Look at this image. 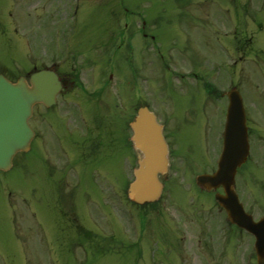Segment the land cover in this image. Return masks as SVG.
Wrapping results in <instances>:
<instances>
[{
    "label": "rangeland",
    "instance_id": "1",
    "mask_svg": "<svg viewBox=\"0 0 264 264\" xmlns=\"http://www.w3.org/2000/svg\"><path fill=\"white\" fill-rule=\"evenodd\" d=\"M11 1L12 5H9ZM243 1L251 3L253 0H237L240 3ZM0 8V23L4 21L10 23L7 25V31L0 26V71H5L16 79L18 75L26 74L27 71L35 68V65L40 66L41 64L38 63L43 61L41 54H44L42 58L48 62L50 47L54 50L57 47L59 51L61 47L73 45L74 49L79 50L77 56L71 58L67 68L77 67L83 77L84 86L93 91L95 85L88 81V69L83 67L87 64L80 54L82 52L84 56H91L92 59L98 57L101 71L105 68L106 57L101 61L100 56L104 49L103 55L114 56L112 72L116 74L113 77L117 79L113 87L118 88V92L126 97V113L129 112L128 108L134 112V108L140 105L139 103H144L136 102V99H141L143 96L155 108L158 107L165 113H168L167 111L174 113V119L180 125L170 131V139H173V154L178 157L176 162L181 167L173 171L176 180L168 182V189L159 202L153 206H135V208L127 200L125 183L124 192L121 188L115 187L120 191L117 193L114 189L108 188L109 180L102 177L99 180L102 186L98 193L85 190L84 196H78L77 192H82L84 186H77L76 193L74 192V199L79 204L75 211L76 219L83 224L87 223L89 228L97 233L93 242L103 240L111 245L113 243L126 245L127 250H121L116 246L114 251L127 252L134 249L132 245L134 233H131L129 226L134 221H144L148 227L142 245L145 253L149 255L146 261L145 259L138 261H145L147 264L151 261L152 264H165L166 225L170 217L176 218L175 216L180 214L181 207L191 210L194 204L207 207L214 202L213 195L201 191L193 184L192 179L196 172L206 167L207 160L212 157L213 152L217 154L220 147H215L214 128L206 131L201 126L206 121V113L200 115L195 124H189L184 120L183 113L189 106L190 100L185 90L179 88L181 79L177 80L170 69L160 62L156 53L148 47L154 43L159 45L167 57L170 55L175 57L183 48L184 54L193 55L195 61L211 53L203 58V73L215 80L218 78L220 88L223 89L229 85L228 82L236 71L235 77L239 86L243 87V91L250 99L263 105L264 61L260 62V58L264 57V0H254L249 10L233 0H0ZM126 8L129 10L126 11ZM10 11L11 18L6 15ZM248 12L254 17L253 23L247 21ZM142 19L146 21L145 31H150L155 40L150 37L145 38L137 31V25ZM247 23L251 26V30L256 31L255 44L261 47L240 50L234 36L243 37ZM121 43H123L121 50H114ZM130 47H135L141 57L140 76L135 74L133 66L126 60H134ZM260 49H263L260 51L261 55L256 51ZM244 51L248 52L247 57H243L241 63L236 65L235 59L244 56ZM232 54L236 55L233 60ZM177 57L180 59L181 55ZM251 61L252 68L244 73L242 69H246ZM176 63L179 64L177 60H172V66L180 71ZM241 75L247 78L250 76L254 86L248 80L245 83ZM107 94L109 99H114L112 89H109L105 97ZM73 102L84 109L100 107L84 97L77 98ZM220 104L218 108L219 106L221 108L223 103L220 101ZM35 112L34 122L38 110L36 109ZM252 115L254 118L260 116L256 109L253 110ZM87 118L91 119V115H87ZM127 118H129L128 114ZM65 120L67 121V117ZM58 124L63 127V118ZM221 132L222 128H220ZM125 151L131 154L129 150L125 149ZM44 152L42 145L36 139L32 149L19 154L9 170H0V264H134L132 253L120 257L112 251L102 253L91 249L90 246L86 248L75 246L74 241H81L78 238L80 235L76 234L77 229L73 234L72 229L68 228L71 224L69 217L58 213L57 197H54L53 186L49 185L52 183L46 181L47 195L37 189V176L43 168ZM96 164L94 162L84 170L82 168L84 174L90 176V170L96 174L98 167ZM123 165L124 182L125 180L128 182L132 179L133 164L128 160ZM246 168L250 170V167L243 168L240 179L249 189L262 193L261 183L253 179ZM255 170H257L256 166L251 167V171ZM67 183L69 187L75 185L72 177L67 179ZM94 183L98 185L96 180ZM121 193L124 194V199L119 202ZM11 198L15 204H18L15 208L16 213H13ZM25 198L29 199L27 207ZM249 198L246 197L247 200ZM216 210L214 208V213ZM14 218L17 220L18 229L13 222ZM189 218H192L191 215ZM39 221L42 222L41 226L45 227V234L51 242H48L49 244L47 241L41 243L36 228ZM54 224L56 229L53 228ZM71 236L77 238H74L72 248L69 250L72 253H69L62 247H67ZM119 236L123 237L124 242L117 241ZM57 242L60 243L59 246ZM90 242L91 240L88 244ZM23 246L28 252L26 256L20 253L24 252ZM53 251L55 254H51Z\"/></svg>",
    "mask_w": 264,
    "mask_h": 264
},
{
    "label": "flooded vegetation",
    "instance_id": "2",
    "mask_svg": "<svg viewBox=\"0 0 264 264\" xmlns=\"http://www.w3.org/2000/svg\"><path fill=\"white\" fill-rule=\"evenodd\" d=\"M250 5L251 3H245V8L249 10ZM253 19L254 17L248 12L247 21L253 23ZM250 27L247 23L245 35L243 37L236 36L240 50L248 47H261L255 44L256 31L251 30ZM244 53V56L240 57L241 59L247 57V52L244 51ZM61 55L60 53L59 56ZM177 55H181L180 59ZM177 55L175 57L170 55L165 63L170 69L173 67L172 60H177L179 63H176V66L181 70L178 71L175 68L172 71L177 74L176 77L181 79L179 88L185 90V94L190 100L189 106L183 113L184 120L189 124H195L198 117L206 113V121L201 126L206 131L209 128H214L216 133L214 143L217 147L221 141L222 110L228 104V97L224 94L225 91L220 89V81L203 73V56L195 61L193 55L184 54L183 49ZM75 57L76 55H74ZM162 57L164 58L163 55ZM42 66L53 68L59 74L60 79L66 81V84L61 93L58 94L56 104L46 107L43 103H39L37 108L36 137L38 143L45 150L42 157L44 170L40 172V190L47 195L46 181L52 183L49 185L53 186L54 197H57L58 213L61 215L63 213L65 217H69L71 222L69 229H72L73 234L79 228V233L84 234L86 240H88V237L92 238V233L77 222L75 216L77 201L74 199V192L76 193L77 186L81 185L87 188V192H91L93 188L89 183L90 181L80 171L96 162V165H98L94 175L98 183L97 186L95 184L96 193L99 192L102 186L101 181H99L100 177L109 180L108 188L110 187L120 193L115 188L118 187L124 192L123 164L127 157L125 155V114L123 109L119 108L121 106L119 103L113 102L114 99H109L107 95L105 97L108 92V84L107 81L103 80L104 70L98 71V75L93 79L88 78L89 83L95 85V90L90 91L85 89L82 81L83 77L77 67L66 68L56 57H52L50 64L43 63ZM139 67L138 59L135 63V74L137 76L139 75ZM247 68L249 69V67ZM230 82L229 88L239 87L234 75ZM82 91L100 107L97 109L94 107L86 109L72 107L74 100L71 99L74 98L77 92ZM220 101L223 104L221 108L220 106L218 108V105H221ZM212 103L216 105V109ZM112 104L115 105L111 108L110 105ZM244 105L251 143V154L247 161V167H250V170L246 169L253 179L261 182V201L257 203L253 190L246 185L247 192L244 191V194L245 197H250L248 200L246 199L247 206H249L247 210L252 212L255 218L258 219L264 215V106H254L253 99H250L247 95L244 97ZM254 109L258 110L260 115L257 118L252 115ZM159 110L160 121L164 126V134L170 148V168L168 171L170 172L181 167L172 157L173 139H170V131L180 124L175 121L173 112L167 111L168 113H165L162 109ZM52 115H55V117ZM87 115H91V119L87 118ZM66 117L67 121L65 120ZM61 118H63V127L58 124ZM131 146L130 156L138 162L140 152L134 148L133 143H131ZM214 157L215 154L207 160V168H203L201 172H212L215 169ZM253 166H256L259 171H251ZM69 177H72L75 182L72 187H69V183H67ZM162 177L167 178L165 175H162ZM121 194L119 200L123 201L124 194ZM39 196V199H41V194ZM25 200L27 205L28 199ZM11 205L14 206L13 203ZM211 207L217 209L216 213ZM184 217L183 220L169 221L166 225L168 252L165 264H257L254 234L224 219L223 210L218 205H208L193 210L191 212L192 218H189L188 214ZM74 238L75 236L70 237V241L67 242V247H64V249L70 250L72 248ZM76 243L77 240L74 241L75 245ZM78 243L82 244V241ZM132 245L136 251L134 259H140L137 256L141 253L138 238L133 239ZM126 253L128 252H119L118 254L125 255Z\"/></svg>",
    "mask_w": 264,
    "mask_h": 264
},
{
    "label": "water",
    "instance_id": "3",
    "mask_svg": "<svg viewBox=\"0 0 264 264\" xmlns=\"http://www.w3.org/2000/svg\"><path fill=\"white\" fill-rule=\"evenodd\" d=\"M32 86L25 77L14 83L0 74V168L8 169L12 165L13 155L20 149H27L33 131L28 123L32 106L39 100L48 102L53 99L58 80L54 72L42 70L31 75ZM230 105L227 114L224 151L219 168L214 174H202L197 177L199 185L211 190L222 185L225 194L216 198L229 214V219L241 226L255 229L262 222L254 223L239 202L234 190V177L239 165L245 161L249 144L245 113L241 97L230 92ZM134 141L144 153L140 167L136 170V179L131 183L129 196L144 203L156 200L161 193L162 184L158 173L167 165L166 144L161 127L155 115L147 107H142L135 121ZM259 264H264V257L259 251Z\"/></svg>",
    "mask_w": 264,
    "mask_h": 264
}]
</instances>
